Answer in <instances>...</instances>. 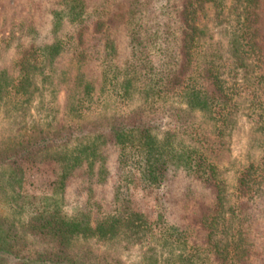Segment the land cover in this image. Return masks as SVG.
<instances>
[{
    "label": "trees",
    "instance_id": "trees-1",
    "mask_svg": "<svg viewBox=\"0 0 264 264\" xmlns=\"http://www.w3.org/2000/svg\"><path fill=\"white\" fill-rule=\"evenodd\" d=\"M242 2L229 53L256 55L264 79L262 0ZM223 3L24 0L19 23L0 22V112L40 106L52 131L0 130V264H127L116 248L134 239L151 246L139 264H264V160L239 174L231 206L216 169L224 47L199 25ZM45 162L58 173L35 200L25 166ZM136 175L163 189L152 221L132 206Z\"/></svg>",
    "mask_w": 264,
    "mask_h": 264
},
{
    "label": "rangeland",
    "instance_id": "rangeland-1",
    "mask_svg": "<svg viewBox=\"0 0 264 264\" xmlns=\"http://www.w3.org/2000/svg\"><path fill=\"white\" fill-rule=\"evenodd\" d=\"M23 1L0 0V22L3 23L4 19L14 18V25L19 23L20 18L17 19L21 13ZM242 1L224 0L223 8L206 11L205 20L199 25L202 32L212 34L215 41L221 42L224 47V56L216 62L215 67L227 95L228 111L225 113L224 119L215 122L213 129L221 132L219 138L224 142V151L216 169L226 194L227 204L230 206L233 205V193L239 174L245 167L258 165L264 160V87L261 85L264 79L261 67L259 68L257 64L256 55L247 57L244 64L236 63L229 53L231 45L229 34L238 25L237 21L241 17V10L244 5ZM260 7L264 25V0H262ZM260 73L261 79H259ZM62 100V95H60L59 103ZM117 109L119 108L108 107L87 119L110 115L112 111ZM201 115L196 114L206 127H211V124L207 123ZM49 125L50 120L47 118V113L40 106L32 105L26 109L25 113L10 117H5L0 112V130L9 128L14 133H22L28 128H33L50 135L52 131ZM260 168L263 169L264 164ZM262 171L264 174V169ZM57 173L58 168L52 162L26 165L24 192L38 200L42 195L50 192ZM132 192L133 208L143 213L148 220H154L159 211L158 199L163 193V189L148 188L143 190L136 175V184ZM0 211L6 214V206L0 204ZM88 244L95 250H108L106 243L90 240ZM150 247L146 242L142 244L141 241L134 239L128 243H119V247L115 251L127 264H139L142 253H145Z\"/></svg>",
    "mask_w": 264,
    "mask_h": 264
}]
</instances>
